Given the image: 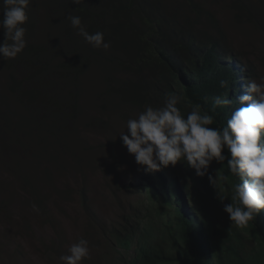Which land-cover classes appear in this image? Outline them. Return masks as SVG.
<instances>
[{
  "label": "trees",
  "instance_id": "trees-1",
  "mask_svg": "<svg viewBox=\"0 0 264 264\" xmlns=\"http://www.w3.org/2000/svg\"><path fill=\"white\" fill-rule=\"evenodd\" d=\"M229 1L237 20H249L264 34V0ZM212 9L199 0H31L26 48L15 59L0 58V136L11 126L30 137L32 129L37 134L74 123L93 84L100 87L96 99L105 116L95 127L108 130V139L115 133L108 113L160 107L170 92L182 96L185 117L196 105L210 110L214 96H229L231 105L209 112L212 127L226 126L246 79L257 76L233 51ZM2 12L0 0V18ZM69 15L80 16L89 33L102 31L110 48L86 43ZM220 80L228 87L221 88ZM42 138L36 141L40 168L65 151L41 149ZM65 140L57 142L66 147ZM222 154L229 155L226 149ZM208 171L217 178L215 187L184 161L150 173L142 188L159 205L160 227L143 230L137 215L111 234L120 249L133 250L130 264H264V209L246 227L235 226L223 208L240 179L228 172L226 160H214ZM24 176L25 184L33 183Z\"/></svg>",
  "mask_w": 264,
  "mask_h": 264
},
{
  "label": "rangeland",
  "instance_id": "rangeland-1",
  "mask_svg": "<svg viewBox=\"0 0 264 264\" xmlns=\"http://www.w3.org/2000/svg\"><path fill=\"white\" fill-rule=\"evenodd\" d=\"M199 1L217 13L233 51L251 65L260 82L264 34L249 20H237L229 0ZM37 16L41 25L40 11ZM93 86L74 123L64 121L59 129L43 127L49 131L45 133L35 134L32 129L30 137L17 134L11 126L0 136V264H62L59 257L80 238L90 244V258L82 264H130L133 250L120 249L111 234L137 215L142 216L138 225L143 230L160 227L159 205L142 188L154 172L137 165L119 137L127 131V120L139 111L108 113L106 120L110 118L115 132L108 139V130L95 127L105 116L100 111L102 101L96 99L100 87ZM42 137L41 149L51 154L54 148L65 151L40 168L36 141ZM64 137L66 147L57 142ZM24 174L32 184L24 183ZM32 203L39 206V213L32 210Z\"/></svg>",
  "mask_w": 264,
  "mask_h": 264
},
{
  "label": "clouds",
  "instance_id": "clouds-1",
  "mask_svg": "<svg viewBox=\"0 0 264 264\" xmlns=\"http://www.w3.org/2000/svg\"><path fill=\"white\" fill-rule=\"evenodd\" d=\"M30 3L31 0H2L0 30L4 40L0 43V58L15 59L26 48L24 25L29 19ZM73 3L79 4L81 0ZM67 19L77 35L94 49L110 48L104 33H89L80 16L69 15ZM245 83V94L239 96L240 106L232 111L226 126L212 127L215 117L209 112L216 113L218 108L231 105L229 96H214L210 110L196 105L185 117L179 107L182 96L170 92L162 106L145 105L136 118L128 119L127 131L119 136L136 164L147 172H158L184 161L198 177L207 175L215 187L217 178L209 174V167L214 160L220 164L226 160L228 172L240 182L234 184L232 202L225 204L223 210L231 223L240 228L246 227L264 209V78L260 82L247 78ZM219 86L226 88L228 83L220 80ZM225 149L228 156L222 154ZM31 208L40 212L36 203ZM89 258V241L80 238L59 260L62 264H82Z\"/></svg>",
  "mask_w": 264,
  "mask_h": 264
}]
</instances>
